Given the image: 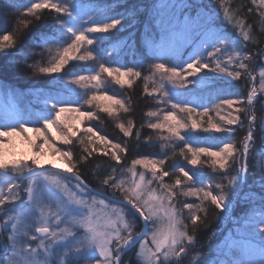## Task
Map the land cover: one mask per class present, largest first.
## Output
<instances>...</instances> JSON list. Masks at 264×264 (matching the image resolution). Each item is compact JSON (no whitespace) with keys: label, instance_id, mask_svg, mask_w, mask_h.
Listing matches in <instances>:
<instances>
[{"label":"snow or ice","instance_id":"obj_1","mask_svg":"<svg viewBox=\"0 0 264 264\" xmlns=\"http://www.w3.org/2000/svg\"><path fill=\"white\" fill-rule=\"evenodd\" d=\"M233 2L239 4L238 10L230 5L225 6L226 0H210L209 4H204L202 0H178L175 4H162L160 0H152L151 4L111 0L107 5L108 10L121 11L115 12L109 19L110 22L88 23L100 11V6L93 0H0V9L7 8L10 19L14 21L12 30L0 34V55L8 56V49L14 48L17 43L21 45L25 38L31 39L38 47L47 46L48 51H51V46L66 45L62 47L56 62L47 67H39V73L61 72L65 65H69L70 59L76 58L74 54L81 50L82 45H94V41L98 43L102 39L96 35L90 38L88 34H107L109 30H119L125 26L124 21L132 27L141 13L152 15L154 24L165 31L180 28L197 36V46L187 57L183 69L168 66L172 59L181 54L171 44L156 48L153 58L164 62L150 65L148 69H154L153 75L158 74L161 81L166 76L170 83L179 84L185 90L178 93L175 87L169 90L161 83L158 90L161 102L170 104L171 110L164 112L163 120L149 123L148 127L170 133L165 139L173 147L182 144L179 155L184 157L186 163H167L169 157L166 153L142 155L137 152L141 146L138 139L122 140V144L114 143L107 135H100L95 131L93 126L84 128L87 144L76 158L71 138L77 137L82 123L94 118L93 111H82V107L96 101L97 107L109 114L117 111L115 105L124 107L121 100L100 91L91 96L88 95L90 89L80 92L82 98L77 103H58L61 97L52 98L50 107L34 118L6 115L4 122L0 123V170L20 174L27 172L33 182L25 189L26 200L21 197L18 191L20 185L15 182L6 183L10 195H5L4 188H0V212L5 214V219L0 221V228L7 233L6 236L0 233V264H129L124 259L129 252H134L141 264H182L189 246L194 243L197 231L210 226L208 212L212 211L215 219L221 212L230 213L239 203L250 206L252 216L247 218V223L264 240V149L259 157L252 154L257 134L259 133L260 140H264V98H257L256 89L252 88L247 93L246 100L243 97L222 100L221 103L228 109H232L234 104H242L244 107H237L227 116H221L219 122H214L213 117L208 115V107L197 111L202 106H192L196 102L195 98H176L184 96L189 86L192 89H208L210 93L219 94L223 91L217 88L216 80L208 76V73L199 75L204 69L231 77L239 83L242 76H252L259 66V76L264 81V46L255 49V54L248 50V42L253 39L257 19L259 35L264 36V0ZM161 8L178 12L173 11L164 18L158 13ZM41 9L64 15H57L51 26L45 29L42 25L47 24V20L37 15ZM12 12L20 15L11 16ZM29 16L32 17L31 20L28 19ZM221 16L231 27V32L224 31L219 25ZM241 16L251 18L253 24H247L246 19H241ZM69 20L77 21L76 25L69 24ZM86 24L92 26L85 28ZM236 31H239L242 39L234 37L233 33ZM60 37H64V40ZM94 51L93 47L86 56L80 55L78 59L84 61L91 58ZM205 52L207 58L203 55ZM225 52L230 54L227 62L221 66L214 57ZM33 55L43 58L42 52ZM257 60L262 63L256 65ZM245 61L252 62L251 71ZM105 63L99 62L100 72L94 75H75L74 83L94 82L95 87L100 83L101 73H107L109 77H113L115 73L114 78L118 84H131V78L140 77L145 71L142 63L125 67L124 71L106 67ZM234 64L235 70H230V66ZM29 67L35 69L36 65ZM137 68L140 70H135ZM123 77L130 79L125 80ZM144 79L147 80L148 77L145 76ZM0 89L7 90L8 86L0 81ZM145 92H148L147 88ZM254 99H258L260 105L259 116L255 111ZM101 101H108V104L99 103ZM214 107L219 109L220 106ZM177 110L186 114L185 118L178 117ZM65 113H75V122H69L63 115ZM148 115L156 116L157 112H150ZM205 116H208L206 128L203 120ZM29 124L40 126L28 127ZM117 127L124 137L131 136V121L128 127L124 124H118ZM200 129L205 133L215 130L221 133V138L207 146L196 147L194 141L200 140L201 133L194 130ZM240 131H245L246 134L237 142L233 135ZM136 135L138 138L139 131ZM16 137L27 144L30 154L9 155L13 138ZM145 140L151 142L152 137H145ZM55 141H62L67 150L57 147ZM81 143L84 141L81 140ZM98 152H102L108 159L98 170H90L92 178L89 179V174L82 172L81 168L98 159L95 155ZM130 156L136 158L131 159V164L125 167ZM57 160L61 163L57 164ZM204 164H209L214 171L206 175ZM45 165L54 169L62 166L65 172H51ZM137 165L148 170L151 179H148L144 171H138ZM197 165L200 167H196ZM129 173L131 179H128ZM49 176L59 177L68 183L60 184V180H57L54 188L45 187L41 180L47 182ZM165 177L174 182L165 183ZM249 178L252 185L248 184ZM154 183L159 185L160 196L154 194L155 190L150 191V186ZM255 185L259 186V191L253 190ZM244 186H248V191H244ZM181 195L197 197L199 203L181 200ZM97 197L103 199L97 201ZM165 200L168 204L164 203ZM17 201L22 204L23 212L8 215L9 205H14ZM44 201H48L52 207L47 212L41 208L39 218L33 221L36 207ZM97 203L105 208L103 216L93 211ZM177 204L180 205L179 208L176 207ZM185 210L186 223L179 218ZM160 212L164 213L167 223L163 222ZM257 215L260 216L258 221L254 219ZM261 256L264 257V248L261 249ZM172 257L176 259L173 260ZM234 264H255V261L248 258L237 260ZM260 264H264V258L260 260Z\"/></svg>","mask_w":264,"mask_h":264},{"label":"trees","instance_id":"obj_2","mask_svg":"<svg viewBox=\"0 0 264 264\" xmlns=\"http://www.w3.org/2000/svg\"><path fill=\"white\" fill-rule=\"evenodd\" d=\"M7 2V0H3ZM34 2H41V0H34ZM52 2H57V0H52ZM93 2L100 6L99 13L93 17L88 23H105L110 22L109 19L115 14V12L121 11L116 9L115 12H110L107 5L111 3V0H93ZM178 0H160L162 4H175ZM204 4H209L210 0H202ZM128 3L137 4H151L152 0H128ZM231 6L233 9H239V4L233 2V0H226L225 6ZM178 10L161 8L158 10L160 16L167 18L168 15ZM246 11V9H245ZM19 13L12 12L11 16H19ZM37 15L47 20V24L42 25L43 28L51 26L57 14L49 9L38 10ZM241 19H246L244 16ZM29 20L32 19L31 16L28 17ZM86 19V17H85ZM247 24H253L251 18L246 19ZM69 24L75 26L77 21L69 20ZM127 21H124V27L119 30L112 29L109 33H96L88 34L90 38L93 35L100 36L102 39L97 43L94 41V45H82L81 50L76 52L74 56L76 58L69 60V65H65V68L59 73H39V67H47L55 63L59 58V53L62 52V47L66 45L51 46V51H48V47L43 48L38 47L33 43L31 39L25 38L21 42V45L17 43L14 48L8 49V56L0 55V81H3L8 89H0V123H3L6 115H22L26 118H34L36 115L46 111L47 107H50V102L52 98L57 96L61 97L57 102H68L77 103L82 98L80 92L88 91V95L91 96L98 91L103 92L109 96H115L116 99L121 100L124 107L121 108L119 105L114 107L117 109L113 114H109L102 110L101 107H97V102L94 101L92 105L85 104L82 107V111H93L94 118L92 121H85L80 125V130L77 132V137L71 138L74 141L72 145V151L74 156L78 158L79 154L83 151V148L87 144L86 135L84 133V128L87 126H93L94 130L100 135H107L108 139L113 140L114 143H121L122 140L136 141L140 142V148L137 152L142 155H148L149 153H166L169 157L167 163L173 161H179L180 163H186L183 156L179 155L180 148L183 147L182 144L173 147L171 142L166 137L171 134L166 130L161 129H151L148 127L149 123H155L158 120H163V114L165 111L171 110L170 104H164L161 102L160 84L163 83L166 89L171 90L175 87V91L178 93L185 92L179 84L173 85L167 80L165 76L164 80L161 81L160 76L153 75L154 69L149 71V66L155 63L164 62L162 59H154L157 47H167L169 44L174 45L181 53L176 58L169 62L168 66H176L183 69L184 64L187 62V57L195 50L197 46V36L193 33H189L180 28H169L166 31L160 27H157L153 22V16L148 13H141L138 15L136 23L134 26L129 27ZM14 21L10 19V13L7 8L0 9V34L5 31L12 30ZM219 25L226 32H231V27L226 24L223 16L220 17ZM91 24H86L85 28L91 27ZM35 31V30H34ZM31 33H29V36ZM234 37L242 39L239 31L233 33ZM252 41L248 42V50L255 54V49L260 46H264V36L259 35V21L257 19L255 23V31L253 32ZM64 40V37H60ZM69 43L71 41H68ZM93 47L95 51L93 52V57L88 58L84 61H80L78 57L80 55H87L89 50ZM23 48V51H21ZM211 50V49H209ZM43 53V58L40 55H33L34 53ZM19 53V54H17ZM230 53L225 52L218 57H214L221 66L227 62V57ZM204 57L207 58V53L205 52ZM99 62H106L105 66L110 68H120L121 71L125 70V67H132L136 64H143L145 71L142 72L140 77L131 78V84H118L116 79L109 77L107 73H101V80L95 87L93 83L87 81L81 84L74 83L75 75H94L100 72ZM239 63V61H237ZM256 65L262 63L257 60ZM7 64L5 68L4 65ZM248 65L249 71L252 70V62L245 61ZM36 65L33 69L29 66ZM236 65L230 66V70H235ZM135 70H140L139 68ZM259 66L256 67L255 72L252 76H247L246 74L242 76L237 83L236 79L231 77L218 75L215 72H209L208 69L202 70L204 73L211 78L215 79L217 88L223 89L222 92L217 94L216 92H209L208 89H192L189 86L187 93L183 96L176 97L177 99L193 100L195 98V103L192 104L193 107L196 104H200L202 107L198 108L197 111H202L203 107L209 108V116H212L214 122H219L221 116H227L230 111H233L237 107H244L242 104H234L232 109H228L226 105L221 103L224 99L237 100L243 97L244 100L247 98V93L256 89L257 98H264V81L261 80L259 76ZM34 72L36 74H34ZM147 76L148 79L145 80L144 77ZM122 79H130V77H123ZM189 79H193L189 77ZM145 88L148 92H145ZM152 93V95H149ZM87 99V97H85ZM101 104H108V101H101ZM255 111L257 115L260 114V105L258 99H254ZM219 105V109L214 106ZM127 109V111H125ZM217 111L219 115H217ZM150 112H157L156 116H149ZM68 118L69 122L74 123L73 117L76 116L75 113H65L63 114ZM177 116L180 118H185L186 114H181L177 110ZM208 116L203 117L205 121L204 127H207ZM131 121L133 131L130 137H124L123 132L120 131L118 124H124L128 127V123ZM28 127H38L39 124H29ZM137 131L140 135L137 138ZM201 133L200 140L194 141V146L203 147L207 146L208 143L215 142L221 138V133L215 130H210L209 133L203 132V129L194 130ZM245 131H240L238 134L233 135V139L239 142L245 135ZM49 135H51L49 133ZM152 137L151 142L145 140V137ZM258 139L252 146L253 156L259 157L261 150L264 149V140L259 139V133L257 134ZM79 138V139H78ZM81 140L84 143H81ZM42 142V141H38ZM56 146L60 148H65L62 141H55ZM96 143H99L98 141ZM91 147L92 145H87ZM123 146V145H122ZM222 146V145H221ZM65 150H67L65 148ZM215 150V149H214ZM175 153V154H174ZM98 159L91 161L88 164L83 165L81 171L85 174H89L92 169H99L108 159L103 156L102 152L95 154ZM136 158L130 156L128 161L125 163V167L131 164V159ZM151 158V157H149ZM162 158V156H161ZM202 159H204L202 157ZM75 162V160L73 161ZM113 163H115L113 161ZM122 163H124L122 161ZM191 167V166H189ZM196 167H200L197 165ZM138 168V167H137ZM203 168L206 169V175L211 174L214 170L209 164H204ZM171 171L170 169H167ZM89 174V179H91ZM148 178L151 179L150 174ZM165 183H173V180H169L167 177L164 178ZM249 185H252V180L249 178ZM95 187V184L92 185ZM153 186L159 189V185L154 183ZM253 190L259 191V186L255 185ZM244 191H248V186H244ZM23 193H21L22 196ZM181 200L196 201L199 203L197 197H183L180 196ZM258 203V200H257ZM177 208L180 207L179 204L176 205ZM259 208L257 212L259 213ZM186 215V210L184 213L180 214L182 221ZM203 215V214H201ZM208 222L210 226L206 228H201L197 231L194 238V243L189 246L185 257L182 260V264L192 263V257L194 255H210L214 256L216 253H220L219 258L214 260L211 264H234L237 260H246L252 258L255 264H260V260L264 257L261 256V249L264 248V240L260 237L257 240L255 237L252 238L250 235L254 230V227L247 223V218L252 216L250 211V206L246 203L237 204L230 213L221 212L215 219H213L214 213L212 211L208 212ZM257 221L260 216L254 217ZM258 226V225H257ZM256 240V241H253ZM245 240V241H244ZM225 242V243H224ZM237 245V248L233 247L230 252L223 247V244ZM234 243V244H233ZM256 243L255 247H251V244ZM253 246V245H252ZM237 251L240 252L241 256L239 259L236 256ZM125 260L129 261V264H141L137 258L134 256L133 252H129L125 257ZM204 264V263H196Z\"/></svg>","mask_w":264,"mask_h":264},{"label":"rangeland","instance_id":"obj_3","mask_svg":"<svg viewBox=\"0 0 264 264\" xmlns=\"http://www.w3.org/2000/svg\"><path fill=\"white\" fill-rule=\"evenodd\" d=\"M22 154H30V150L28 149L27 144H25L19 137L13 138V144H12L11 148L9 149V155L10 156L11 155L20 156ZM45 158H47V157H45ZM56 163L57 164H60L61 162L59 160H57ZM45 166H50V165H45ZM136 169L138 171H144L147 176L149 174L148 173V170L143 169L140 165H137L136 166ZM11 173H13V172H11ZM15 174H20V173H15ZM136 178L139 179L138 176ZM128 179H131V174L130 173L128 174ZM57 180H60V178L59 177H56V176H49V180L47 182H44L43 180H41V182L44 184L45 187H53L54 188L55 187V181H57ZM7 182H15V183L19 184L20 185V189L18 191H19L20 195H21V193L24 192V197H22V198L24 200H26L27 199V195H26L25 189L30 184H32L33 178L32 177H29V178L26 179L25 182H23L21 184V182H19V180L9 179V178H7L5 176L0 175V188H4V190H5L4 194L5 195H10V193H8L7 192V189H6V183ZM66 183H68L67 180H60V184H66ZM151 190H155L154 191V194L156 196H160L161 195V192L159 191V189L156 188L153 185L150 186V191ZM101 199H103V198L102 197H97V201H99ZM164 203L165 204H168V201L165 200ZM51 207H52V205H50L48 203V201L42 202V205H39V206L36 207L35 216L32 217V220L33 221H36L39 218L41 208L45 212H47L49 210V208H51ZM9 208H10V211L8 212V215H16V214L22 213L23 210H24L22 204L19 201L15 202L14 205H9ZM93 211L95 213H97L98 215L103 216V214L105 212V208H104L103 205L97 203L96 206H95V208L93 209ZM160 217L163 219V222L164 223H167V219H166V217H164V213L163 212H160ZM179 218L181 219V216ZM4 219H5V214L3 212H0V221H2ZM61 226L63 227V225H61ZM0 233H3L5 236L7 235V233L4 232V230L2 228H0ZM250 235L252 236V238L255 237L257 240L259 239L258 237H260L259 234L256 231H253ZM253 241H256V240L253 239ZM36 243H39V241H36ZM250 244H251V247H255L256 246V243H254V244L250 243ZM33 246H35V244ZM223 247H225L226 250L228 252H230V250H232L233 247L234 248L235 247L237 248V245H235V244L232 245V244H229L228 243V244H223ZM137 250H138V246H137ZM233 253H236V256L238 257V259L240 257H242L241 254H240V252L238 253L237 251H235ZM133 254L135 256V253L134 252H133ZM219 255H220V253H216L214 256H210V255H204V256L194 255L192 257V259H191L192 260V263H190V264H196V263L211 264L214 260H217L219 258ZM171 259L175 260L176 258L175 257H172ZM137 260L141 263V261L139 260V258H137Z\"/></svg>","mask_w":264,"mask_h":264},{"label":"water","instance_id":"obj_4","mask_svg":"<svg viewBox=\"0 0 264 264\" xmlns=\"http://www.w3.org/2000/svg\"><path fill=\"white\" fill-rule=\"evenodd\" d=\"M44 167L47 169H50L51 172H56V171H59L61 173L65 172V169L63 167H61L59 169L51 168V166H44ZM0 175L5 176L9 179H15V180H21V181L30 177L27 172H25L23 174H15V173H11V172H6L4 170H0Z\"/></svg>","mask_w":264,"mask_h":264},{"label":"flooded vegetation","instance_id":"obj_5","mask_svg":"<svg viewBox=\"0 0 264 264\" xmlns=\"http://www.w3.org/2000/svg\"><path fill=\"white\" fill-rule=\"evenodd\" d=\"M26 180H24V181H21V184L23 183V182H25ZM20 182V181H19ZM21 197H24V194H22V196Z\"/></svg>","mask_w":264,"mask_h":264}]
</instances>
